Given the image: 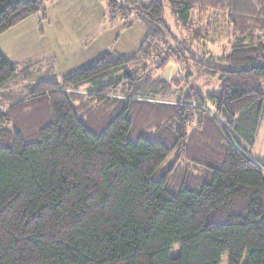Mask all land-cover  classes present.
<instances>
[{
  "label": "trees",
  "instance_id": "trees-1",
  "mask_svg": "<svg viewBox=\"0 0 264 264\" xmlns=\"http://www.w3.org/2000/svg\"><path fill=\"white\" fill-rule=\"evenodd\" d=\"M43 1L0 0V35ZM108 8L146 27L137 54L104 52L13 95L18 64L0 51V264H264V158L248 149L264 115V0ZM212 10L240 38L220 56L197 46ZM171 61L217 89L154 76Z\"/></svg>",
  "mask_w": 264,
  "mask_h": 264
},
{
  "label": "rangeland",
  "instance_id": "rangeland-1",
  "mask_svg": "<svg viewBox=\"0 0 264 264\" xmlns=\"http://www.w3.org/2000/svg\"><path fill=\"white\" fill-rule=\"evenodd\" d=\"M43 7L45 9L33 13L0 35V51L9 61L17 63L19 68L18 76L8 82L9 91L13 95L27 93L34 84L45 79L62 80L63 77L83 69L104 52L123 57L135 55L147 35L146 27L136 20L134 10L130 11L131 18L113 17L109 12L108 0H44ZM165 17L172 23L173 17L168 7ZM209 17L211 21L206 20L203 25L207 33L203 34L205 29L201 32L202 41H198L197 46L220 56L230 50L232 44L237 43L240 38L233 39L229 36L225 12L212 10ZM126 20L131 21L126 23ZM173 32L175 35L167 37L170 39L169 43L175 46V41L184 40V35L175 28ZM245 40L247 39H242ZM170 48L166 46L163 52ZM161 59L160 57L157 61L160 62ZM188 66L190 68L171 61L163 69L155 71L154 76L168 79L183 77V83L195 86L204 94L217 89L216 79L197 73V67L192 62ZM24 67L30 68L27 76L20 72ZM188 70L191 75H186ZM181 89V85L173 84L170 99L176 100ZM209 107L213 109L210 103ZM248 149L253 157L260 160L264 158V115L256 142ZM179 251L178 244L173 246V255H177ZM246 259L245 256L241 264H245ZM220 264H229L228 253L222 256Z\"/></svg>",
  "mask_w": 264,
  "mask_h": 264
},
{
  "label": "crops",
  "instance_id": "crops-1",
  "mask_svg": "<svg viewBox=\"0 0 264 264\" xmlns=\"http://www.w3.org/2000/svg\"><path fill=\"white\" fill-rule=\"evenodd\" d=\"M137 1H139V2H141V3H143V4H148V3H150V1L151 0H137ZM141 23V22H140ZM142 24V23H141ZM143 25V24H142Z\"/></svg>",
  "mask_w": 264,
  "mask_h": 264
}]
</instances>
